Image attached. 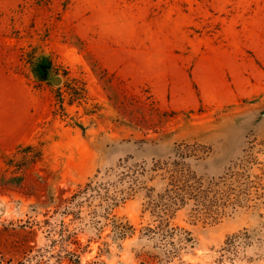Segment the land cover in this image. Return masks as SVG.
<instances>
[{"label": "rangeland", "instance_id": "obj_1", "mask_svg": "<svg viewBox=\"0 0 264 264\" xmlns=\"http://www.w3.org/2000/svg\"><path fill=\"white\" fill-rule=\"evenodd\" d=\"M0 264H264V0H0Z\"/></svg>", "mask_w": 264, "mask_h": 264}]
</instances>
